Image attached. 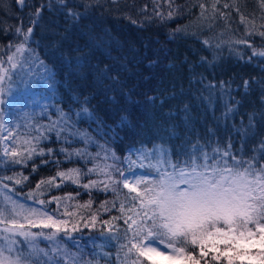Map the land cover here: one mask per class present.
<instances>
[{
	"label": "trees",
	"instance_id": "1",
	"mask_svg": "<svg viewBox=\"0 0 264 264\" xmlns=\"http://www.w3.org/2000/svg\"><path fill=\"white\" fill-rule=\"evenodd\" d=\"M262 32L264 0H0V210L13 218L11 197L67 229L49 240L55 229L15 217L43 235L26 240L0 224V237L17 241L8 252L0 239L4 255L20 254L22 264H131L128 218L143 210L115 183L121 175L155 178L156 167L172 165L190 172L203 154L211 166L225 150L230 167L264 166ZM72 169L78 179L60 175ZM234 227L258 231L255 219ZM207 251L200 264H264V248L220 242Z\"/></svg>",
	"mask_w": 264,
	"mask_h": 264
},
{
	"label": "snow or ice",
	"instance_id": "2",
	"mask_svg": "<svg viewBox=\"0 0 264 264\" xmlns=\"http://www.w3.org/2000/svg\"><path fill=\"white\" fill-rule=\"evenodd\" d=\"M19 2L21 5L24 4V0H19ZM60 2L64 3V0ZM68 12L72 19H78L80 16L79 12L72 9H68ZM35 15L39 16V12ZM17 31L20 30L17 29ZM31 33L32 28L29 27L23 34V40L28 41ZM260 35L264 36V32ZM22 47L23 44L18 46L17 52ZM259 55L264 56V52H260ZM11 60L12 57H9V61ZM12 67H15V64ZM3 79L4 77L0 76V82ZM0 126H3L2 121H0ZM228 148H231V144ZM261 149L264 150V142L261 144ZM214 151L219 152L220 149L216 148ZM3 154L12 157L13 163L21 162L15 159L20 155L15 149L10 151L6 147ZM203 155L205 163L203 165L193 164L190 172L184 169L176 171V166L172 165V172L162 171L160 167H156L155 178L141 176L135 178L134 181H129L127 177L121 175L120 180L115 181V183H122L129 193H135L131 199L138 200L139 207L143 210L142 214L136 213L137 219L128 218L132 220L129 228L136 226L129 241L131 247L127 248L126 253L127 256L135 250L136 259H133L131 264H143L140 258H147L149 264H166L175 259H187L190 264H200V260L208 255V248L215 249L220 242L231 247L234 242L253 235L251 231L247 234H237L234 226L238 221H243L246 226L255 219L257 230L264 233V224L259 223V218H264V166L257 169L253 163L248 162V167L240 170L238 166L244 163L240 160L236 161L235 168L230 167L228 160L223 157L235 158L227 150L223 152L221 160L209 166L207 164L209 157L206 153ZM252 159L255 160V157ZM198 167L203 170L198 171ZM89 171H94V169H89ZM78 173V169H72L68 174L60 173V175H67L68 179L73 180L79 178ZM96 184L97 181H90V184H85L84 187ZM141 185H146V187L142 189ZM5 199L11 201L10 214L13 218L8 219L4 211L0 210V224L8 225L3 232L12 235L19 234L26 240L30 238L34 240L37 236L43 235V232L33 233L23 230L25 225L18 223L15 217H23L32 227L55 229L47 237L49 240L59 231H67L63 227L64 222H58L51 216L39 213L36 209L25 208L24 205L12 201L11 197H5ZM121 211H123V206H121ZM221 224L226 225L228 230L220 227ZM0 239L7 242V251L12 252L17 241L9 235H4ZM133 240L136 242L133 243ZM177 243L191 245L193 251H186L185 247H176ZM122 247L127 246L122 245ZM196 248L199 250L200 259H197L194 254ZM4 252L5 248L0 247V264H22L20 254L12 258L5 256ZM224 255L227 257V252ZM154 257L161 259H154ZM257 257L264 261V256L257 254ZM218 258V256L214 257V259ZM227 258L228 264H232V258Z\"/></svg>",
	"mask_w": 264,
	"mask_h": 264
},
{
	"label": "rangeland",
	"instance_id": "3",
	"mask_svg": "<svg viewBox=\"0 0 264 264\" xmlns=\"http://www.w3.org/2000/svg\"><path fill=\"white\" fill-rule=\"evenodd\" d=\"M8 127L7 125H4L3 132L4 134H8ZM144 176L141 172H130L129 174H126L125 177L128 178L129 181H134L135 178ZM237 247L239 248H264V233H260L257 231L256 233H253L251 237L240 239L237 242H234ZM258 258V257H257ZM154 259H161L159 257H154ZM182 261V259H175L171 262H166V264H179Z\"/></svg>",
	"mask_w": 264,
	"mask_h": 264
}]
</instances>
